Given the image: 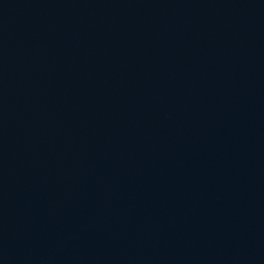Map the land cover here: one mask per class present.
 Segmentation results:
<instances>
[{"label":"water","instance_id":"obj_1","mask_svg":"<svg viewBox=\"0 0 264 264\" xmlns=\"http://www.w3.org/2000/svg\"><path fill=\"white\" fill-rule=\"evenodd\" d=\"M0 264H264V0H0Z\"/></svg>","mask_w":264,"mask_h":264}]
</instances>
